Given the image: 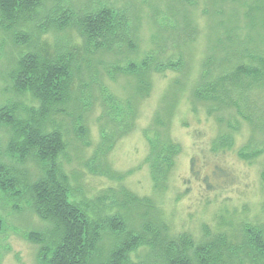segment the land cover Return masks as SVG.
<instances>
[{
	"label": "trees",
	"instance_id": "1",
	"mask_svg": "<svg viewBox=\"0 0 264 264\" xmlns=\"http://www.w3.org/2000/svg\"><path fill=\"white\" fill-rule=\"evenodd\" d=\"M179 1L190 4L189 10L184 9L183 22L178 9L180 19L176 17L171 26L177 31H165L168 35L155 44L156 49L139 66L130 64L133 88L127 103L131 114L119 135L108 140L104 125L112 119L104 112L99 116L102 144L99 147L102 151L110 150L117 138L135 125L141 114L140 105L153 89V72L163 71L162 67L166 66L184 65L183 59L162 63L159 53L164 49L163 44L183 34L189 37L205 29L207 24L210 53L201 59L199 74L193 78L191 96L193 102L203 105L207 116L216 122L218 131L201 149L203 154L192 155L191 176L186 186L196 179L207 200L210 195L230 198L233 189L246 193L249 181H246L245 172L230 164L228 157L232 155L239 164L257 167L259 194L264 197V55H261L264 54V39L261 43L253 36V30L259 27L264 31V18L261 19L264 0L242 3L250 26H246L250 34L248 40L238 36L241 26L235 15L239 16L240 7L232 12L224 3H218L214 10L207 12L206 24L205 21L201 24L192 16V2ZM46 2L0 0V31L11 34L16 43L20 40L24 45H34L12 57L5 72L8 89L29 95L36 102V105H23L19 101H9L0 106V125L8 130L4 150L8 160L0 159V192L11 199L27 200L28 206L46 224V231H30L26 236L39 246L38 264H264V218L259 214L257 221L248 218L226 221L224 214L228 215V210L223 208L216 230L206 227L204 234L196 239L188 232L171 233L157 203L123 185L118 190L110 189L103 200L99 197L94 203L100 206L105 200L113 199L110 206H117L120 211L107 218L99 214L101 209L92 208L89 201H73L75 190L61 161L68 149V127L55 117L72 109V128L88 134L86 113L96 97L89 92L92 102L84 103L83 88L97 91L102 73L99 68L108 63L107 57L136 52V31L140 23L134 25L126 13L113 7L89 8L83 12L74 3L66 10V6L62 9V5L54 1L53 9H61L60 15L55 22L54 19L48 21L49 27L44 29L40 15ZM168 7L173 11L172 6ZM218 17L217 24H208ZM54 28L58 31L73 28L80 41L74 40L66 52L58 43L50 45L41 39L43 33L55 31ZM194 41L180 44L178 41L177 48L189 54L187 46ZM245 58H253L257 66L246 64ZM187 68L185 64L182 70ZM83 70L86 79L79 77ZM169 94L172 95L170 105L157 109L143 132L150 148L148 163L158 190L166 187L180 147L170 134V126L181 94ZM204 134L202 130L194 132L195 138H206ZM29 161L38 169L35 179L25 168V171L19 168ZM101 169L109 177L124 178L123 174L112 170L107 160ZM260 205L264 214V201ZM137 219H142L140 225L135 223ZM2 226L0 216V230ZM106 235L111 236V240L103 243ZM145 243L149 248L141 255L140 262H135L131 253Z\"/></svg>",
	"mask_w": 264,
	"mask_h": 264
},
{
	"label": "rangeland",
	"instance_id": "2",
	"mask_svg": "<svg viewBox=\"0 0 264 264\" xmlns=\"http://www.w3.org/2000/svg\"><path fill=\"white\" fill-rule=\"evenodd\" d=\"M54 1L62 5V9H65L63 6H66V10L74 3L75 7L82 8L83 12L89 8L113 7L126 13L134 25H137L136 22L140 23L136 31V52L130 53V51L116 57H107L108 63L99 68L102 73L99 77L97 91L83 88L81 98L84 103L90 104L92 102V94L96 97L92 102V107L86 113L88 119L85 124L88 128V134H82L80 129L72 128L70 119L73 114L72 109L69 108L65 115L59 114L55 117L58 122L62 121L68 127L66 135L68 149L61 161L75 190L72 197L73 201L81 203L87 200L92 204V208L101 209L99 214L107 218L120 211L119 207L110 206L113 199L105 200L104 205L100 206L98 204L95 206L94 203L99 197L100 200H103L102 197L110 193V189L118 190L123 185L135 194L147 196L157 203L171 228V233L177 235L188 232L196 239L204 234L206 227L209 230H216L221 221L222 215L220 213L223 208L228 210V215L224 214L226 221H230L231 218L234 220L248 218L251 221H257L259 220L258 214L264 218V214L261 213L262 205H260L263 203L264 197L259 194L260 179H258L257 167L248 168V166L239 164L232 155L228 157L230 164L245 172L246 181H249L250 186L246 193L233 189L230 198L225 196L216 198L210 195L209 200H207L204 199L206 196L199 181L193 179L189 187L186 186L187 179L191 176L190 159L192 155L203 154L204 151L201 152V149L204 148L205 144H208L209 138L216 136V131H218L216 122L207 116L203 105L193 102L191 96L193 78L199 74V68L202 65L201 59L210 53L207 41L209 30L206 24V20L209 18L207 12L214 10L219 5L218 3H224V7L232 12H234L233 9L240 7L239 16L235 15L236 22L241 26L238 36L248 40L250 34L248 35L247 27L250 26L249 23L247 24V19L243 13L246 11V7L242 6L244 0H225L224 2L219 0H190L194 5L191 12L195 15L192 14V16H195L201 24L205 21L206 30L201 28L197 33L190 34L189 37L183 34L179 39L176 36L173 41L166 40L167 42L163 44L164 49L161 48L159 53L161 61H164L162 63L183 59L184 65L175 68L166 66L162 67L163 71L153 72V89L150 95L142 101L140 105L141 114L135 125L133 124L122 137L117 138L110 150L104 149L103 151L102 147H99L102 145L99 116L104 112L109 114L110 120L112 119L111 122L104 125L108 140L118 136L119 130L123 129L128 121V116L131 114V108L127 103L133 88L130 64L139 66L145 57L153 49H156L155 44L160 42L163 36L168 35L165 31L173 29L172 25H174L176 17L180 19L178 9L182 16L180 21L183 22L185 10H189L187 6L190 2L185 1L183 3L179 0L176 2L173 0H47L41 7L40 15V24L43 25L44 29L49 27L48 21L51 22L54 19L55 22L60 15L61 9L59 11L53 9L55 8ZM167 4L173 7V11L169 10ZM173 12L176 14L175 16L172 15ZM137 17L139 18L138 21ZM263 18L264 16L261 17V19ZM217 20L220 21L219 17L208 21V24L212 22L215 25ZM257 25L260 26L259 23ZM260 28L253 30V36H256V41L262 43L264 31ZM54 29L55 31L51 29L50 32H47L48 34L43 33L41 39L47 40L50 45L58 43L66 52L74 40L80 41L73 28L65 31ZM173 31L177 30L171 32ZM196 37L198 39L194 41ZM158 38L159 40H157ZM178 41L179 44L183 41H194L187 46V50H190L189 54L178 50ZM18 42H15L11 34L0 31V106L6 105L9 101H19L23 105H36V102L29 95L15 93L8 89L9 84L5 72L10 67L12 57L21 50H29L34 46ZM167 55L170 56L169 59L166 57ZM261 55L264 54L261 53ZM245 63L257 66L258 62L253 58H245ZM185 64L188 68L184 71L182 69ZM79 77L85 78L86 71L83 70ZM170 92L181 94V101L175 108L173 122L170 126V134L174 142L178 143L180 147L174 165L171 167L166 187L158 190L155 187V181L148 163L150 148L143 132L149 126L154 112L161 107L170 105L172 100ZM77 127L79 128V126ZM195 130L204 131L206 138H195ZM7 131L5 127L0 125V159L5 161L8 160L4 154L8 138ZM150 135L153 136L152 133ZM105 160L109 162L116 174H123L124 178L109 177L105 172L102 173L101 168L104 166ZM19 168L24 171L26 169L28 173L33 175V179L38 175V169L31 161L25 165H20ZM187 188H189L188 192H186ZM246 194L249 195L244 197ZM0 216L3 219V226L0 230V264H38L37 251L39 246L29 241L26 236L30 231H46L44 230L46 224L28 206L27 200L11 199L0 192ZM141 221L142 219H137L135 223L140 225ZM104 237L103 243L111 240V236L106 235ZM147 248L149 246L146 243L139 246L136 251L131 253V259L140 262L141 255Z\"/></svg>",
	"mask_w": 264,
	"mask_h": 264
}]
</instances>
